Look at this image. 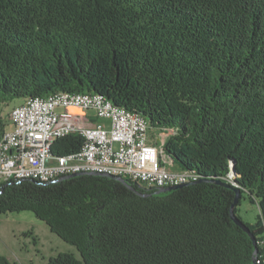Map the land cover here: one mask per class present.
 Segmentation results:
<instances>
[{"label":"trees","instance_id":"obj_1","mask_svg":"<svg viewBox=\"0 0 264 264\" xmlns=\"http://www.w3.org/2000/svg\"><path fill=\"white\" fill-rule=\"evenodd\" d=\"M61 92L172 131L165 153L201 182L166 193L92 174L0 183V215L32 212L80 254L47 264H264V0H0V111ZM9 126L0 114V138ZM82 144L71 135L55 152ZM237 188L260 210L245 223L256 262L232 219Z\"/></svg>","mask_w":264,"mask_h":264},{"label":"built area","instance_id":"obj_2","mask_svg":"<svg viewBox=\"0 0 264 264\" xmlns=\"http://www.w3.org/2000/svg\"><path fill=\"white\" fill-rule=\"evenodd\" d=\"M10 121L0 138V183L56 182L75 173H99L160 189L199 179L192 171L169 168L166 137L156 134L153 142L145 117L95 93L28 99L11 110ZM71 135L83 139L81 148L56 153L57 141Z\"/></svg>","mask_w":264,"mask_h":264},{"label":"rangeland","instance_id":"obj_3","mask_svg":"<svg viewBox=\"0 0 264 264\" xmlns=\"http://www.w3.org/2000/svg\"><path fill=\"white\" fill-rule=\"evenodd\" d=\"M22 103V99H15L1 109L0 114L7 124H11L12 108ZM149 134L154 142L157 130L152 129ZM169 168L180 170L177 165ZM237 214L244 223L252 225L257 222L260 210L245 194ZM59 253H73L80 257L74 246L52 233L48 225L32 212L0 215V255L19 264H47L51 257Z\"/></svg>","mask_w":264,"mask_h":264},{"label":"water","instance_id":"obj_4","mask_svg":"<svg viewBox=\"0 0 264 264\" xmlns=\"http://www.w3.org/2000/svg\"><path fill=\"white\" fill-rule=\"evenodd\" d=\"M85 93H88V92H85ZM155 130H157V134H163L166 137V140L172 135V134H169L170 130H166V129L165 130L164 129H155ZM170 162H171V166H176V164L174 163V161L172 159H171ZM179 171H185V170L180 169ZM85 174H92V175H98V176H107V175H103V174H99V173H75V174L64 176L60 180L69 179V178H73V177H77V176H81V175H85ZM117 180L125 182V179L122 178V177H117ZM200 182H201V180L198 179L197 181H192V182H188V183L181 184V185H176V186H171V187H166V188H160V189H157V193H166V192H169V191H172V190L179 189V188L184 187L186 185H191V184L200 183ZM216 183L222 184L219 181H217ZM226 186L231 187V186H229L227 184H226ZM235 193H236V197H235V201H234V204L232 206V209H231L232 219L238 226H240L252 238V241H253V243L255 245L254 262H256L257 261V257H258V253H259V250H258V247H257V241H256L255 236L251 233L249 227L243 221H241L234 213L235 207L237 206V204L239 203V201L242 198V192H241V190L239 188L235 189Z\"/></svg>","mask_w":264,"mask_h":264}]
</instances>
